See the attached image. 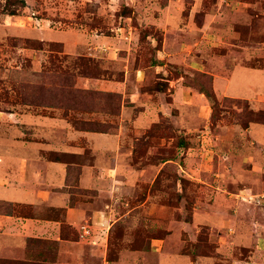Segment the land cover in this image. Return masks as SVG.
Here are the masks:
<instances>
[{"label": "rangeland", "instance_id": "374dc122", "mask_svg": "<svg viewBox=\"0 0 264 264\" xmlns=\"http://www.w3.org/2000/svg\"><path fill=\"white\" fill-rule=\"evenodd\" d=\"M0 196V264H264V0H0Z\"/></svg>", "mask_w": 264, "mask_h": 264}, {"label": "crops", "instance_id": "0c3cea01", "mask_svg": "<svg viewBox=\"0 0 264 264\" xmlns=\"http://www.w3.org/2000/svg\"><path fill=\"white\" fill-rule=\"evenodd\" d=\"M83 2L91 1V0H81ZM73 2V1H69ZM138 11L142 13V7H140V4L138 3ZM52 18H40L39 20H42L43 26H50L48 21H50ZM56 21V20H55ZM58 22V21H56ZM40 24V23H39ZM46 31V30H45ZM43 30V32H45ZM47 34L50 35H59L58 40H62V38H77L79 35L84 37L85 41L87 43L94 39V35L90 34L88 31L85 32V30H80L79 32L73 33L72 30L69 31H62L59 33L55 32H47ZM87 39V40H86ZM91 39V40H90ZM90 40V41H89ZM252 71V70H251ZM255 73L252 72L251 74ZM36 173L34 174L35 177ZM36 178V177H35ZM34 182H37V180H33ZM33 181L30 183L29 181H25L24 185L21 188L22 196L23 198L26 196L31 197V192H27L28 186H33ZM29 182L30 184L28 185ZM35 184V183H34ZM33 188V187H32ZM35 190V189H34ZM29 193V194H26ZM59 192L55 193L57 195ZM50 194V193H49ZM50 199L53 201V194H50ZM8 197L0 196V200L6 201ZM25 199V198H24ZM27 199V198H26ZM59 199V207H63L65 209L64 211V221L69 225H76L80 223L81 218L85 215V210L79 208L77 205L75 207L67 206L66 205V198H63L58 195ZM38 209V208H36ZM91 216L99 218L98 214H92ZM59 222L53 219H46V217H40L35 212L34 215L30 216H15L13 213H8L0 210V256L4 257H17L21 254L24 241L28 239H55L60 240L59 238ZM96 239H101V237H95ZM100 242V241H99ZM77 242H72V245H75ZM100 244V243H98ZM98 250L101 251V248H98ZM260 250L257 248H254L251 251V259L249 260L248 264H253V257L254 255L259 252ZM250 256V255H249ZM241 262V261H240ZM247 262V261H245ZM242 264V263H239Z\"/></svg>", "mask_w": 264, "mask_h": 264}, {"label": "trees", "instance_id": "16d2710c", "mask_svg": "<svg viewBox=\"0 0 264 264\" xmlns=\"http://www.w3.org/2000/svg\"><path fill=\"white\" fill-rule=\"evenodd\" d=\"M203 93L206 95V96H209V92H206V91H203Z\"/></svg>", "mask_w": 264, "mask_h": 264}, {"label": "built area", "instance_id": "2783aa9c", "mask_svg": "<svg viewBox=\"0 0 264 264\" xmlns=\"http://www.w3.org/2000/svg\"><path fill=\"white\" fill-rule=\"evenodd\" d=\"M86 232V231H85Z\"/></svg>", "mask_w": 264, "mask_h": 264}]
</instances>
